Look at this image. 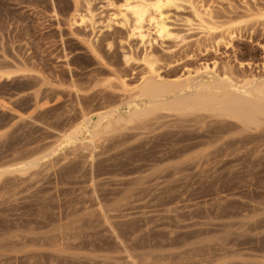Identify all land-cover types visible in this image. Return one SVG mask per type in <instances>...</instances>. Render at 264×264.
I'll list each match as a JSON object with an SVG mask.
<instances>
[{"label": "rangeland", "instance_id": "374dc122", "mask_svg": "<svg viewBox=\"0 0 264 264\" xmlns=\"http://www.w3.org/2000/svg\"><path fill=\"white\" fill-rule=\"evenodd\" d=\"M122 1L0 0V169L52 153L0 175V264H264V127L159 111L64 138L123 115L147 64L264 79V0H163L138 29Z\"/></svg>", "mask_w": 264, "mask_h": 264}, {"label": "bare ground", "instance_id": "6f19581e", "mask_svg": "<svg viewBox=\"0 0 264 264\" xmlns=\"http://www.w3.org/2000/svg\"><path fill=\"white\" fill-rule=\"evenodd\" d=\"M163 4V0H123L115 16L124 20L130 16L135 29H138L150 11L159 10ZM108 7L112 9L113 5L108 4ZM74 12L72 25L81 24L87 19L79 15L77 10ZM76 16L79 22L76 21ZM146 69L148 76L135 88L136 98L126 104L123 115L116 117L112 115L114 111L98 114L94 122L86 117L79 128L65 135V143L73 145L87 140L89 144H93L101 135L115 131L116 127L146 119L159 111L185 117L197 113L209 114L235 121L245 131L264 127V79L246 82L237 87L228 78L212 75L213 69H206L204 72L210 80H204V76H189L171 81L161 79L151 64H147ZM51 154L33 158L20 164L18 168L0 169V175L11 172L27 173Z\"/></svg>", "mask_w": 264, "mask_h": 264}]
</instances>
